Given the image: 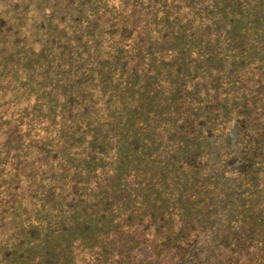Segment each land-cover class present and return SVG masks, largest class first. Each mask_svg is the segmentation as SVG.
<instances>
[{
    "label": "trees",
    "instance_id": "trees-1",
    "mask_svg": "<svg viewBox=\"0 0 264 264\" xmlns=\"http://www.w3.org/2000/svg\"><path fill=\"white\" fill-rule=\"evenodd\" d=\"M0 264H264V0H0Z\"/></svg>",
    "mask_w": 264,
    "mask_h": 264
}]
</instances>
